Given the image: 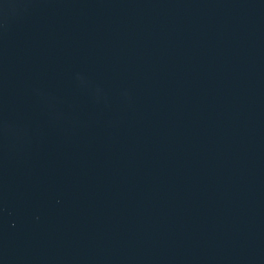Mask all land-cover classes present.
<instances>
[{
	"label": "water",
	"instance_id": "95a60500",
	"mask_svg": "<svg viewBox=\"0 0 264 264\" xmlns=\"http://www.w3.org/2000/svg\"><path fill=\"white\" fill-rule=\"evenodd\" d=\"M0 264H264V0H0Z\"/></svg>",
	"mask_w": 264,
	"mask_h": 264
}]
</instances>
